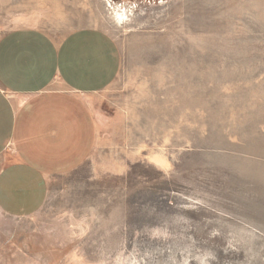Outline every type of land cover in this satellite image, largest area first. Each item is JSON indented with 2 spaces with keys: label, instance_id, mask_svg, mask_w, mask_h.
Masks as SVG:
<instances>
[{
  "label": "rangeland",
  "instance_id": "obj_1",
  "mask_svg": "<svg viewBox=\"0 0 264 264\" xmlns=\"http://www.w3.org/2000/svg\"><path fill=\"white\" fill-rule=\"evenodd\" d=\"M14 26L103 29L121 63L89 155L0 210V264H264V0H0Z\"/></svg>",
  "mask_w": 264,
  "mask_h": 264
},
{
  "label": "crops",
  "instance_id": "obj_2",
  "mask_svg": "<svg viewBox=\"0 0 264 264\" xmlns=\"http://www.w3.org/2000/svg\"><path fill=\"white\" fill-rule=\"evenodd\" d=\"M117 41L83 26L60 37L33 26L0 29V210L32 215L47 178L77 168L98 136L86 98L118 74Z\"/></svg>",
  "mask_w": 264,
  "mask_h": 264
},
{
  "label": "bare ground",
  "instance_id": "obj_3",
  "mask_svg": "<svg viewBox=\"0 0 264 264\" xmlns=\"http://www.w3.org/2000/svg\"><path fill=\"white\" fill-rule=\"evenodd\" d=\"M118 16H121L123 13L119 14L118 12H116Z\"/></svg>",
  "mask_w": 264,
  "mask_h": 264
}]
</instances>
